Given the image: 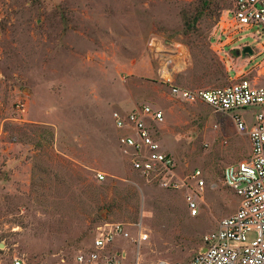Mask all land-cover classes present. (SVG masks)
I'll use <instances>...</instances> for the list:
<instances>
[{"label":"rangeland","instance_id":"obj_1","mask_svg":"<svg viewBox=\"0 0 264 264\" xmlns=\"http://www.w3.org/2000/svg\"><path fill=\"white\" fill-rule=\"evenodd\" d=\"M231 0H0V264H77L97 230L121 222L130 264H183L232 213L222 168L247 156L228 114L185 101L198 88L264 77V27L229 25ZM227 25V26H226ZM245 43V44H244ZM249 45L251 52H243ZM163 111L154 137L173 180L131 167L113 109ZM244 112L250 124L252 110ZM245 110V109H240ZM200 168L198 213L182 179ZM104 174L103 178L98 172ZM139 227L148 233L137 241Z\"/></svg>","mask_w":264,"mask_h":264},{"label":"built area","instance_id":"obj_2","mask_svg":"<svg viewBox=\"0 0 264 264\" xmlns=\"http://www.w3.org/2000/svg\"><path fill=\"white\" fill-rule=\"evenodd\" d=\"M227 14L229 25L264 27V0H231ZM169 84L171 93L179 99L202 101L214 111L228 114L236 130L246 132L250 145L246 157L228 162L222 168L223 183L237 196L235 210L203 233L199 249L183 264H264V77L238 75L225 84L194 89ZM257 105L260 109L252 110L248 125L244 112ZM163 116L162 109L146 102L126 112L111 111L114 126L125 130L118 136V142L130 154L131 167L145 176L162 173V184L175 187L180 183L173 180L174 157L153 135V129ZM98 176L103 178L104 174L99 171ZM188 177L190 180L182 179L181 183L187 188L184 197L189 213L196 215L204 176L200 168H195ZM141 228L138 242L148 236ZM117 236H129L121 222L101 227L94 234L90 248L77 252L75 262L130 264L124 249L110 248ZM62 261L55 264H62ZM12 262L26 264L19 256H14Z\"/></svg>","mask_w":264,"mask_h":264},{"label":"water","instance_id":"obj_3","mask_svg":"<svg viewBox=\"0 0 264 264\" xmlns=\"http://www.w3.org/2000/svg\"><path fill=\"white\" fill-rule=\"evenodd\" d=\"M243 52H251V47L249 45L244 46Z\"/></svg>","mask_w":264,"mask_h":264}]
</instances>
